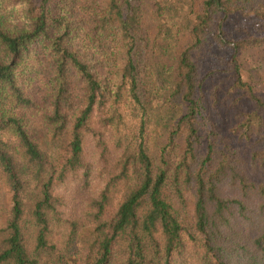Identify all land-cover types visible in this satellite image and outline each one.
Masks as SVG:
<instances>
[{
	"label": "trees",
	"instance_id": "1",
	"mask_svg": "<svg viewBox=\"0 0 264 264\" xmlns=\"http://www.w3.org/2000/svg\"><path fill=\"white\" fill-rule=\"evenodd\" d=\"M186 1L0 0V264H264V98L241 62L264 0ZM214 44L257 105L232 135L205 101Z\"/></svg>",
	"mask_w": 264,
	"mask_h": 264
},
{
	"label": "rangeland",
	"instance_id": "2",
	"mask_svg": "<svg viewBox=\"0 0 264 264\" xmlns=\"http://www.w3.org/2000/svg\"><path fill=\"white\" fill-rule=\"evenodd\" d=\"M167 6H172L173 12L177 17L184 18L186 11H183L186 0H165ZM150 0H143V5L146 10L150 11ZM175 13H172L176 18ZM172 17V16H171ZM173 18V17H172ZM175 22V19H172ZM251 23L240 16H232L226 22V27L229 31L233 32L234 36L238 32V26L248 25ZM179 47L185 44V33L180 32ZM232 54L231 49L223 48L219 45H212L210 51L204 55L203 58V75L206 76L205 85V101L210 113V119L214 122L217 130L223 131L225 135H232L230 133V121L232 120L233 109H240L252 111L257 109L254 101L247 97H243V92L236 89L233 84L235 76L228 70L224 64ZM241 62L245 73L246 80L251 79L254 90L264 98V47H254L245 50L241 54ZM249 75L251 77H249ZM227 94L226 101L223 98ZM217 98V99H216ZM66 141L69 136H66ZM65 148V143L61 144Z\"/></svg>",
	"mask_w": 264,
	"mask_h": 264
}]
</instances>
